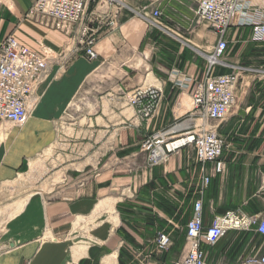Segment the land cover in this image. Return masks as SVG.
Returning <instances> with one entry per match:
<instances>
[{"label":"crops","instance_id":"obj_1","mask_svg":"<svg viewBox=\"0 0 264 264\" xmlns=\"http://www.w3.org/2000/svg\"><path fill=\"white\" fill-rule=\"evenodd\" d=\"M34 1L0 0V42L12 35L31 51L48 52L47 72L35 90L38 103L26 123L0 121V264H174L201 177L213 164L197 162L193 147L182 146L149 168L141 143L154 132L173 140L188 128L194 83L179 88L169 73L201 79L217 36L194 23L196 0H121L114 27L91 4L86 22L90 18L98 33L97 56L89 60L77 51L80 25L66 34L28 16ZM156 8L180 39L138 14ZM246 13L226 30L224 65L216 68L220 75L241 70L236 105L218 129L225 171L210 177L202 196L205 229L226 212H264V41L251 39L253 26L264 23V0H250ZM101 67L111 81L96 95L93 115H85L77 138L57 157L62 160L40 161L50 168L38 170V158L55 147L58 122ZM149 87L158 96L146 120L138 110L152 101L145 97L135 107L126 97ZM28 174V184L21 183ZM24 188L32 190L25 197ZM161 233L170 238L166 250L157 245ZM202 249L206 264H238L263 251L264 240L252 230H229Z\"/></svg>","mask_w":264,"mask_h":264},{"label":"built area","instance_id":"obj_2","mask_svg":"<svg viewBox=\"0 0 264 264\" xmlns=\"http://www.w3.org/2000/svg\"><path fill=\"white\" fill-rule=\"evenodd\" d=\"M194 23L205 24L217 36L212 51L206 56V65L201 79L188 76L172 69L169 79L179 88L194 83L191 98L192 120L179 138L170 140L166 132H154L141 143L146 153L149 168L166 162L170 153L182 146H192L197 162L205 165L212 163L209 174H203L199 186V198L194 201L193 215L186 226L185 245L178 261L174 264H206L202 245L214 246L229 230L254 231L264 240V212L255 216H245L238 212H226L215 216L205 229L202 223V196L210 177L225 171L221 160L225 140L219 133L220 124L227 118L236 105L235 88L238 84L240 68L228 74H216V68L223 66L222 57L227 49L224 39L226 30L237 23L239 13L246 16L250 0H196ZM95 6L96 15L102 16L114 27L123 8L121 0H35L27 15L48 24L63 33L71 32L73 26L80 25L76 41L77 51L89 60L96 58L94 50L97 29L87 21L89 6ZM140 17L149 22L150 27L177 39L181 38L177 28H168L162 23L159 9L142 10ZM251 39L264 41V23L252 28ZM48 68V52L37 53L20 44L12 35L0 42V121L15 126L26 123L36 108L38 98L35 90ZM158 93L154 88L138 89L126 97L130 106L137 107L145 97L152 102L138 110L146 120L152 111L153 101ZM170 238L159 234L157 245L160 250L170 246ZM238 264H264V250L247 256Z\"/></svg>","mask_w":264,"mask_h":264},{"label":"rangeland","instance_id":"obj_3","mask_svg":"<svg viewBox=\"0 0 264 264\" xmlns=\"http://www.w3.org/2000/svg\"><path fill=\"white\" fill-rule=\"evenodd\" d=\"M109 76L110 74L107 72V68L101 67L88 78L84 86L73 99L65 116H63V118L58 122V139L55 147H52L50 151H46L45 154L38 158L39 164L40 161L46 163L48 160L47 163H50L52 160L56 162L62 160V157H59L58 159L57 157L68 151L67 149L69 148L68 144L70 143V140L77 138L75 135L78 133L79 129L84 127L85 115H93V103L95 101V97L98 92L100 93V91L109 86L111 81ZM104 91H106V89ZM39 164L38 170L43 172L47 171V168H50L47 167L46 164ZM30 179L31 175L28 174L23 177V182L21 183L27 182L28 184ZM28 187L31 186L28 185ZM27 189L30 188L23 189V197L27 196V194L32 191Z\"/></svg>","mask_w":264,"mask_h":264},{"label":"trees","instance_id":"obj_4","mask_svg":"<svg viewBox=\"0 0 264 264\" xmlns=\"http://www.w3.org/2000/svg\"><path fill=\"white\" fill-rule=\"evenodd\" d=\"M118 257H119V259H120V257H121V251H120V253H119V256H118Z\"/></svg>","mask_w":264,"mask_h":264},{"label":"bare ground","instance_id":"obj_5","mask_svg":"<svg viewBox=\"0 0 264 264\" xmlns=\"http://www.w3.org/2000/svg\"><path fill=\"white\" fill-rule=\"evenodd\" d=\"M80 247H81V245H80ZM80 249H81V248H80ZM80 249H79V250H80ZM80 252H81V251H80Z\"/></svg>","mask_w":264,"mask_h":264}]
</instances>
